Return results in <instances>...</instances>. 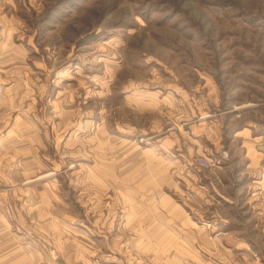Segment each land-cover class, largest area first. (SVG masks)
<instances>
[{
  "label": "rangeland",
  "instance_id": "rangeland-1",
  "mask_svg": "<svg viewBox=\"0 0 264 264\" xmlns=\"http://www.w3.org/2000/svg\"><path fill=\"white\" fill-rule=\"evenodd\" d=\"M10 45L38 81L36 103L32 85L20 101L36 113L26 128L41 126L42 148L35 167L0 170L39 177L20 191L0 182V264H117V140L135 141L145 163L176 136L166 128L201 114L256 125L264 100V0H0V53ZM208 148L193 160L214 172L223 158ZM238 183L218 207L247 206ZM241 252L236 264L252 261Z\"/></svg>",
  "mask_w": 264,
  "mask_h": 264
},
{
  "label": "crops",
  "instance_id": "crops-1",
  "mask_svg": "<svg viewBox=\"0 0 264 264\" xmlns=\"http://www.w3.org/2000/svg\"><path fill=\"white\" fill-rule=\"evenodd\" d=\"M7 51L8 58L0 63V170L8 172L13 167L20 171L27 164H40L42 141L41 126L27 132L26 120L30 122L34 113L24 111L26 99L20 101V89L32 85L29 97L31 105L36 103V75L17 58L24 55L19 46L10 45ZM30 74L34 75L33 80ZM14 99L17 108L13 107ZM258 106L256 125L233 124L232 117L227 123L225 118L218 120L201 114L166 128L165 133L176 130V136L163 135L162 142L156 145L157 152L155 146L148 148L153 159L145 163L138 158L146 152H139L135 141L117 140V254L112 256L117 264H197L205 257L236 264L235 249L252 258L247 264H264V256L253 251L264 249V100ZM9 109L14 111L10 126L6 120ZM49 133L52 135L51 130ZM208 147L223 158L216 162L214 172L193 160ZM12 152L17 153L14 160L9 159ZM27 153L29 158L25 159ZM226 154V158L237 160L226 159ZM139 168L145 171L139 173ZM237 168L240 170L233 173ZM37 179L2 176L0 182L18 185L20 191ZM233 180L246 191L239 199L247 204L234 212L218 207L222 200L230 201L225 189L232 186ZM16 197L20 205L26 200L25 191ZM9 243L3 242L2 248Z\"/></svg>",
  "mask_w": 264,
  "mask_h": 264
},
{
  "label": "built area",
  "instance_id": "built-area-1",
  "mask_svg": "<svg viewBox=\"0 0 264 264\" xmlns=\"http://www.w3.org/2000/svg\"><path fill=\"white\" fill-rule=\"evenodd\" d=\"M197 162L200 163V165H202L204 167L208 166V163L206 161L200 159V158L197 160Z\"/></svg>",
  "mask_w": 264,
  "mask_h": 264
}]
</instances>
